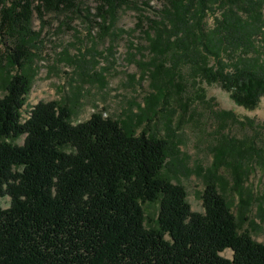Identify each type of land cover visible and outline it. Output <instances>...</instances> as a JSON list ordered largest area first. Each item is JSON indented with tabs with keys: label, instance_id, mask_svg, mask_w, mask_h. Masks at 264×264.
Instances as JSON below:
<instances>
[{
	"label": "trees",
	"instance_id": "16d2710c",
	"mask_svg": "<svg viewBox=\"0 0 264 264\" xmlns=\"http://www.w3.org/2000/svg\"><path fill=\"white\" fill-rule=\"evenodd\" d=\"M77 1L86 0H0V30L15 43L0 65V197L10 199L8 208L0 207V264H264V245L242 229L254 201L262 200L264 214V196L244 186L249 167L231 158L230 184L218 174L217 158L204 170L203 213L193 212L185 188L166 175L179 154L168 135L172 122L165 125V138L146 129L137 133L164 108L166 86L178 91L183 64L193 99L216 88L237 108H258L264 58L253 38L261 32L264 0H159L142 31L150 60L141 65L152 68L153 92L130 118L97 112L73 124L71 108L58 100L38 102L23 114L34 78L27 52L31 19L72 10ZM88 1L99 3L101 36L111 30L117 9L128 5ZM225 5L208 27L209 12ZM218 116L242 126L254 122L231 110ZM256 151L262 159L263 150ZM225 153L233 157L231 149ZM228 187L238 215L222 193ZM145 204L157 206L154 219L147 218ZM226 250L231 259L221 256Z\"/></svg>",
	"mask_w": 264,
	"mask_h": 264
},
{
	"label": "rangeland",
	"instance_id": "374dc122",
	"mask_svg": "<svg viewBox=\"0 0 264 264\" xmlns=\"http://www.w3.org/2000/svg\"><path fill=\"white\" fill-rule=\"evenodd\" d=\"M160 4L159 0H128V5L117 9L111 30L103 36L96 1H77L72 10L44 13L40 19L34 15L27 46L34 78L22 113L26 114L38 102L58 100L71 108L73 124L87 121L97 112L114 120L138 114L153 92L152 68L141 65L150 60L143 49L142 31L148 26L146 18H152ZM228 7L216 6L213 13L209 12L205 19L207 26H212L214 13L219 16ZM261 14V32L253 40L264 58V4ZM110 22L108 19L106 24ZM111 32L117 35L113 37ZM13 42V37L0 30V65L5 64L8 53L15 48ZM186 71L187 65H180L182 81L177 83L180 88L177 91L170 84L166 86L169 99L164 108L151 121L144 120L137 133L146 129L165 138L168 134L165 125L167 121L172 122L174 132L168 135L177 141L179 154L166 175L185 188L193 212L203 213L200 194L204 188V170L219 157L220 176L232 184L235 174L227 163L239 157L249 167L244 186L251 188L255 196H264V156L259 159L256 151L261 149L264 155V101L254 111H244L228 102L226 93H221L222 96L216 88H207L204 99H193L194 90L188 84ZM2 95L0 87V98ZM209 98L214 99L209 101ZM220 110H231L237 117H248L254 122L242 126L231 117H219ZM16 143L21 145L22 139ZM226 149H231L233 157L225 153ZM222 193L233 201V213L238 215L234 191L228 187ZM9 201V197H0V207L8 208ZM260 202L254 201L247 213L249 221L254 223L248 221L242 229L264 245V214L259 211ZM143 208L147 218H155L156 205L145 204ZM221 256L231 259L232 252L226 250Z\"/></svg>",
	"mask_w": 264,
	"mask_h": 264
}]
</instances>
